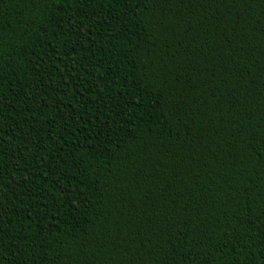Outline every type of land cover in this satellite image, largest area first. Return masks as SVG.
Instances as JSON below:
<instances>
[{
  "label": "trees",
  "instance_id": "16d2710c",
  "mask_svg": "<svg viewBox=\"0 0 264 264\" xmlns=\"http://www.w3.org/2000/svg\"><path fill=\"white\" fill-rule=\"evenodd\" d=\"M0 264H264V0H0Z\"/></svg>",
  "mask_w": 264,
  "mask_h": 264
}]
</instances>
